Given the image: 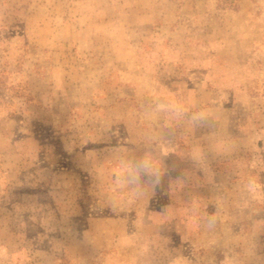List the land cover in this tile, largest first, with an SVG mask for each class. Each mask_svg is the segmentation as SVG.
I'll use <instances>...</instances> for the list:
<instances>
[{
  "label": "rangeland",
  "instance_id": "374dc122",
  "mask_svg": "<svg viewBox=\"0 0 264 264\" xmlns=\"http://www.w3.org/2000/svg\"><path fill=\"white\" fill-rule=\"evenodd\" d=\"M0 264H264V0H0Z\"/></svg>",
  "mask_w": 264,
  "mask_h": 264
}]
</instances>
